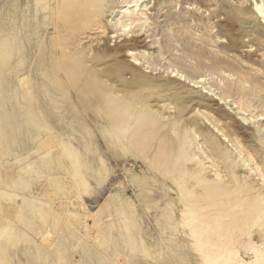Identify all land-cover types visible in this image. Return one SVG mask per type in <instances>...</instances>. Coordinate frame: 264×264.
Segmentation results:
<instances>
[{
  "label": "rangeland",
  "instance_id": "374dc122",
  "mask_svg": "<svg viewBox=\"0 0 264 264\" xmlns=\"http://www.w3.org/2000/svg\"><path fill=\"white\" fill-rule=\"evenodd\" d=\"M27 1L0 0V26L13 33V24H17L21 30L26 20L33 21L35 4L32 0L33 8L29 12ZM123 1L98 0L100 17L95 19L97 23L89 24L74 34L63 24L60 27L52 24L46 30L50 19L58 15L63 0H52L51 8L41 13L39 20L44 25V30L40 32L41 45L25 42L26 62L22 73L0 80L4 90V96L0 97V111L3 115L15 114L19 121L13 126L14 143L9 145L8 155L2 157L0 170L1 167L6 170L11 165L29 170L31 166L35 167L41 152L42 136L35 128L28 132L23 113L24 103L16 101L15 88H19L15 85L18 84L17 78L21 80L30 76L38 92L45 89V80L41 72L37 71L38 65L45 61L55 72L56 97L61 101L60 108L64 109V96L70 99V71H84V66L92 64L84 61L95 51L103 49L105 45L115 47L116 39L111 41V38L119 37L117 43H121L127 36L126 40L132 43L129 52L117 50V59L110 56L98 58V69L120 60L153 77L158 84L180 79L179 85L176 81L173 84L192 92L188 97L191 96L194 103L178 108H175L173 95L161 89L150 96L158 109L157 113L162 115L161 131L168 138H173L174 133H177L188 142V171L191 174L201 173L209 181L220 182L224 191L237 195L240 193V199L232 198L222 212H214L213 215L221 214L226 219H236L237 214L243 211L240 207L243 200L251 198H256V202L264 206V13L259 14L256 10L257 3L264 10V0H147L144 3V0H140L139 7L131 9L134 11L132 15L123 13L128 9ZM126 1L131 2L129 5H137L133 2L136 0ZM238 10H243L245 14L240 16ZM143 13L145 16L142 17H148V20L141 22H146L145 25L139 28L136 22L130 29L132 33L125 36L129 30L122 27L125 20L130 16L138 18ZM228 13H232V17ZM73 18H77V15H73ZM241 20H247L249 31L260 32L261 37L255 44L250 41L257 35L244 38ZM230 34H234L235 40L238 39L241 44L236 41L231 44ZM38 54L42 60L38 61ZM26 68L31 70L26 71ZM97 76L94 73L96 79ZM130 77L128 74L126 79ZM61 84L64 85L62 90ZM116 93L119 97L126 95V102H133L135 93L139 92L133 90L128 93L118 88ZM140 94L142 96L146 92ZM18 98H21L20 95ZM39 103L40 107L47 110L45 98H40ZM242 115L249 121L245 122ZM187 121L195 123L197 140L188 136L190 130ZM85 122L86 119L80 123L85 127ZM88 122L90 129L100 137L99 145H103L102 153L107 156L105 166L111 171L110 179L99 184L91 177L95 176L91 172L85 176L91 185L90 193L83 194L75 184L70 187V173L56 169L55 173L50 174L48 171L42 178L29 176L30 173L24 175V183L29 181L31 184L27 183L29 188L25 184V188L18 186L15 190L7 189L17 196L9 201L0 197V203H5L0 211V224H13L17 235L22 237L16 246H11L9 242L6 245L7 253L13 257V264H100L101 259L105 264H115L120 257L124 258L122 264L130 263L129 257H125L128 252L125 243L119 240L118 229L113 233L116 241L110 239L106 249L101 245V238L92 236L87 230V224L91 229L92 226L101 225L102 235L108 231L109 225L106 223L112 222L118 226L116 208L109 198L117 196V187L121 183L125 184L128 195L137 201L143 236L146 237L147 232L151 231L156 238L161 239L162 231L157 222L163 217L162 211L147 209L139 200L140 189L132 182L131 174L126 172V169L132 170L141 179L146 175L155 177L147 162L136 157L131 158L128 164L118 161L109 151L108 145L103 143L98 127L90 119ZM199 129L205 132L201 133ZM64 132L61 130L59 134ZM68 133L65 137L70 139V131ZM207 139L216 141L224 153L234 159L231 163L235 164V171L230 169L226 161L217 157L212 151L213 145ZM4 147L7 149L6 145ZM64 164L69 166L66 160ZM101 164L97 156L96 160L90 161L89 166L92 171H97L102 167ZM155 181L151 179L149 184L155 189L156 200L161 199L164 207L169 200L162 195L161 189L157 190L159 183L155 184ZM193 184L194 187L198 185L195 181ZM172 196L177 197L175 194ZM107 204L110 211L106 213L104 209ZM5 238L6 234H3V242ZM257 243H262L260 237ZM161 246L167 251V244ZM26 248L28 250L24 252ZM57 248L65 255L63 260L57 255ZM244 258L250 260L247 256Z\"/></svg>",
  "mask_w": 264,
  "mask_h": 264
},
{
  "label": "bare ground",
  "instance_id": "6f19581e",
  "mask_svg": "<svg viewBox=\"0 0 264 264\" xmlns=\"http://www.w3.org/2000/svg\"><path fill=\"white\" fill-rule=\"evenodd\" d=\"M33 1L35 4L33 21L26 20L21 30L17 24H13V33H11L12 30L0 26V80L12 75L17 77L22 73V67L26 62L25 42L37 43L39 46L42 43L40 32L44 30V25L39 20V16L51 8L52 0ZM139 1H133L137 5H129L131 2L123 1L128 7L123 13L132 15L134 11L131 9L139 7ZM146 1L144 0L143 3ZM32 8V0H28L27 10L31 12ZM59 8L58 15L50 19L46 30L52 24L58 27L63 24L70 29V33L74 34L89 24H96L95 19L100 17L98 0H63ZM256 10L259 14L264 13L261 4L260 6L256 4ZM237 12L240 16L245 14L243 10ZM228 14L232 17V13ZM73 15H77V18L74 19ZM142 16L145 14L143 13L138 18L130 16L125 20L122 27L129 29L125 36L132 33L130 29L136 22L139 28L145 25L146 22L142 24L141 22L148 20V17ZM240 23L244 38L257 35V38H252L250 41L255 44L261 37L260 32L249 31L247 20H241ZM126 37L121 43H117L119 37L111 38V41L116 39L115 47L105 45L103 49L95 51L87 61H84L85 63L92 62L91 66L83 67L84 71L76 72L70 68V99L63 95L66 99L64 109L60 108L61 101L56 97L55 72L45 61H42L37 68L45 80V89L39 90L40 93L38 88L32 85L30 76L21 80L17 78L18 84L15 85L19 88H15L16 101L24 103L23 113L27 121L28 132L35 128L38 129L39 136H42V145L39 147L41 152L38 161L35 162V167L30 165L29 170L25 171L26 168H19L15 165H11L6 170L1 167L0 197L9 201L17 195L10 193L7 189L24 187L25 184L29 188L31 184L28 183L29 181L27 183L30 186L24 183V175L30 173L29 176L36 175L42 178L48 171L50 174L55 173L56 169L70 173V183H72L70 187L75 184L83 194L90 193L91 185L85 176L91 172L95 174L91 177L99 184L107 182L111 176V171L105 166L107 156L102 153L103 145H99L100 137L90 129L88 122L90 119L98 127L103 143L108 145L109 151L118 161L128 164L131 158L136 157L147 162L155 177L146 175L141 179L132 170L126 169V172L131 174L132 182L140 189L139 200L146 205L147 209L163 213V217L157 222L162 231L161 239L156 238L151 231H148L144 237L137 201L128 195L124 183L119 184L117 196L109 198L116 208L118 226L116 227L112 222L106 223L109 225L108 228L106 227L108 231L101 235V225L92 226L93 229H91L87 224L90 227H87L89 234L101 238L102 247L106 249L110 239L116 241L113 233L115 229H118L119 240L122 239L129 253L125 255L130 259L128 264L131 262L151 264L149 260L152 264H264V206H260L256 198H251L248 201L243 200L240 205L243 211L237 214L236 219H226V216L221 214L213 215L214 212H222L224 206H227L232 198L240 199V193L237 195L224 191L220 182L209 181L201 173L191 174L186 166L189 159L188 142L177 133H174L173 138H168L161 131L162 115L157 113L158 109L151 100V93L161 89L163 92L172 94L175 99V108H178L194 103L195 100L190 99L191 96L188 97L192 92L173 84L176 81L179 85L180 79L158 84L153 77L146 76L142 71L120 60L113 65H105L101 70L98 69V58L110 56L117 59L119 55L117 50L129 52L132 43L126 40ZM235 38L234 34H230V43L236 41L237 44H241ZM121 56L125 55L121 54ZM37 57L38 61L42 60L40 54ZM25 70L30 71L31 69L26 68ZM94 73L98 74V79L94 77ZM128 74L131 75L129 80L126 79ZM62 88H64L63 84L60 90ZM118 88L128 93L133 90L139 92L133 97L134 103L126 102L128 97L124 94L119 97L116 93ZM3 91L0 82V97L4 96ZM141 92H146V94L141 96ZM19 95L21 98H18ZM40 98H45L48 105L47 110L40 107ZM112 102H114L113 105H111ZM125 108L128 109L125 110ZM237 115L241 114L237 113ZM164 118L165 115H163ZM85 119L84 127L80 122ZM242 119L245 122L249 121L243 115ZM14 124H19L15 114L3 115L0 111V161L3 156L8 155L9 145L14 143ZM186 124L190 130L188 136L197 140L195 123L187 121ZM61 130H65L64 134H59ZM69 131L70 139L65 137ZM199 132L204 133L205 130L199 129ZM206 141L213 145L212 151L217 157L226 161L230 169L235 171V164L231 163L234 159L224 153L216 141L209 139ZM232 143L236 147L237 144L234 141ZM44 145L46 148H43ZM97 156L102 167L97 171H92L89 164L91 160H96ZM65 160L68 161L69 166L64 164ZM8 178H13V180L8 181ZM151 179L156 180L155 184L159 183L157 190L161 189L162 195L169 200L164 207H162L161 199L156 200L155 198V189L151 183L149 184ZM194 181L198 184L195 187ZM173 194L177 197L173 198ZM4 206L5 203H0V211ZM105 207L106 213L109 212V205ZM14 227L13 224H0V264H13L11 262L13 257L7 253L6 245L9 242L11 246H16L22 238L17 235L18 232ZM3 234H6L4 242ZM259 237L262 239L261 244L257 243ZM164 243L167 244L169 254L161 246ZM27 250L26 248L24 252ZM56 253L60 260L64 259L65 255L63 256L60 248H57ZM243 255L249 257L250 260L245 259ZM120 258L115 264H122L121 260L124 258ZM102 261L101 259L100 264H105Z\"/></svg>",
  "mask_w": 264,
  "mask_h": 264
}]
</instances>
